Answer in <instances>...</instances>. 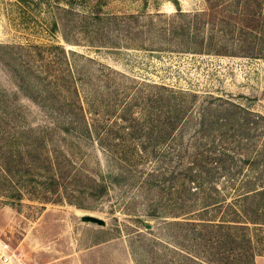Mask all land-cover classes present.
<instances>
[{
	"label": "rangeland",
	"instance_id": "374dc122",
	"mask_svg": "<svg viewBox=\"0 0 264 264\" xmlns=\"http://www.w3.org/2000/svg\"><path fill=\"white\" fill-rule=\"evenodd\" d=\"M174 1L0 0V166L20 169L32 150H58L74 185L72 204L0 197V264L147 262L136 248L162 225L146 216L148 201L120 186L85 196L88 178L126 172L137 155L191 162L263 150V119L256 146L234 120L220 129L214 122L239 113L226 100L264 117V0H246L245 14H231L235 25H204L199 37L182 27L189 14H205L198 19L206 23L237 8L226 9L231 0H177L178 12ZM210 36L225 54L193 49ZM13 180L23 189L36 179ZM86 215L105 225L82 221Z\"/></svg>",
	"mask_w": 264,
	"mask_h": 264
},
{
	"label": "trees",
	"instance_id": "16d2710c",
	"mask_svg": "<svg viewBox=\"0 0 264 264\" xmlns=\"http://www.w3.org/2000/svg\"><path fill=\"white\" fill-rule=\"evenodd\" d=\"M18 1L28 3V0ZM174 5L181 11L177 0ZM248 5L246 0H231L226 9L237 10H231L224 20L204 23L198 18L205 14H189L192 21L182 27L184 31L194 28V36L199 37L204 25L217 26L223 21L224 25H235L237 18L232 15L238 10L248 11ZM194 45L196 51L225 54L216 49L212 36L209 41L204 39ZM226 103L239 113L227 116L224 113L222 123L216 121L214 125L220 129L228 125L227 121L234 120L239 124L240 137L251 138L256 146L263 131L259 120L264 117L229 100ZM245 114L251 117L243 116ZM262 148L249 156L223 152L199 156V160L191 162L182 155H137L128 160L126 172L100 180L88 178L81 193L100 198L110 188L120 186L122 192L134 191L136 196L148 201L146 216L159 220L162 225L158 226L160 232L147 231L151 237L136 248L144 251L147 261L139 264H256L257 256L264 255V146ZM20 158V169H14V162L0 166V197L5 199V204L14 205V201H18L21 205L25 193L31 201L42 204L41 207L46 203H71L69 197H74L69 193L72 172L62 152L34 153L32 150ZM139 161L142 166L149 161L150 170H138ZM16 173L36 180L29 188L18 189L13 180Z\"/></svg>",
	"mask_w": 264,
	"mask_h": 264
},
{
	"label": "water",
	"instance_id": "95a60500",
	"mask_svg": "<svg viewBox=\"0 0 264 264\" xmlns=\"http://www.w3.org/2000/svg\"><path fill=\"white\" fill-rule=\"evenodd\" d=\"M82 221L84 222H91V223H96L98 225H101V226H104L105 225V221L100 219V218H97L95 216H92V215H86V216H83L82 217ZM147 230H151L153 227L151 224H148L146 226Z\"/></svg>",
	"mask_w": 264,
	"mask_h": 264
},
{
	"label": "built area",
	"instance_id": "2783aa9c",
	"mask_svg": "<svg viewBox=\"0 0 264 264\" xmlns=\"http://www.w3.org/2000/svg\"><path fill=\"white\" fill-rule=\"evenodd\" d=\"M7 259V258H6Z\"/></svg>",
	"mask_w": 264,
	"mask_h": 264
}]
</instances>
